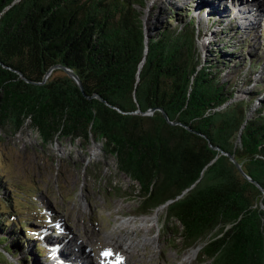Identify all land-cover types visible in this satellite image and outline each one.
Segmentation results:
<instances>
[{"label":"trees","instance_id":"16d2710c","mask_svg":"<svg viewBox=\"0 0 264 264\" xmlns=\"http://www.w3.org/2000/svg\"><path fill=\"white\" fill-rule=\"evenodd\" d=\"M135 5L145 0H0V143L28 117L46 144L101 138L138 182L141 213L170 202L167 217L185 250L202 245L201 264H264L263 191L213 148L264 189V110L248 118L221 70L202 66L192 20L147 38ZM55 65L72 69L86 95L60 69L42 83ZM153 108L180 124L134 113ZM11 186L0 181V207L15 206L21 188Z\"/></svg>","mask_w":264,"mask_h":264},{"label":"rangeland","instance_id":"374dc122","mask_svg":"<svg viewBox=\"0 0 264 264\" xmlns=\"http://www.w3.org/2000/svg\"><path fill=\"white\" fill-rule=\"evenodd\" d=\"M216 1L145 0L144 7L135 6L141 11L147 38L161 32L170 22L175 26L192 20L199 26L196 40L202 66L208 62L212 70H221L222 88L228 94L234 91L233 102L242 101L251 107L250 118L264 110V0H235L242 3L240 8L235 4L226 6V1L233 0H221L217 5ZM168 7L171 18L164 14ZM215 33L228 34L219 35L221 44H217ZM5 137L0 150L7 160L0 161V181L9 188L11 184L25 188L23 214H16L15 219L28 226L20 230L11 220L3 223L16 213L12 209L8 208L10 215H1L0 264H67L65 257L69 254L64 253L70 251L69 245L76 250L77 238L87 243L94 235L119 252H127L137 263L201 264L197 257L202 245L185 250V242L177 235L179 223L168 219L167 206L157 209L158 216L157 210L148 215L141 213L138 182L118 170L117 157L105 149L103 139L85 141L58 135L46 144L29 120L18 133H6ZM13 193L11 186L8 195ZM2 196L6 194L0 190V199ZM152 215L154 219H145ZM144 219L147 221L140 223ZM73 228L81 230L79 235L72 236ZM117 238H130L131 247L128 245L125 252L121 246L125 241L119 242ZM64 240L69 241L64 248H52ZM97 247L94 246V254ZM194 251L197 253L193 254ZM49 252L54 262L45 256ZM113 256L111 259L116 258ZM72 260L76 262L74 257Z\"/></svg>","mask_w":264,"mask_h":264},{"label":"water","instance_id":"95a60500","mask_svg":"<svg viewBox=\"0 0 264 264\" xmlns=\"http://www.w3.org/2000/svg\"><path fill=\"white\" fill-rule=\"evenodd\" d=\"M142 66H143V64H141L138 74L140 73ZM58 69L63 70V71L66 73L67 76H69L70 78H72V79L76 82V84L79 86V88H80V90L82 91V93H83L84 95H86V93H85V91H84V86H83L82 81H81V79L79 78V76H78V75H77L72 69L67 68V67H65V66H62V65H55V66H52V67L48 70V72L46 73V75H45L44 80H43L42 83H45V82L48 80V78L51 76V74H52L55 70H58ZM19 75H20V77H23L21 72L19 73ZM23 78H24V77H23ZM24 79H25L27 82H29V80H27L26 78H24ZM94 97H97V98L100 99L101 101H104L103 98H102L101 96H99V95H96V96H94ZM157 110H159V111H161V112L163 113V115H164V117H165V120L167 121L168 124H170V125H172V126H176V125L180 124V123H178V122H173V121H171V120L169 119L168 115L163 111V109H155V108H153V109H151V110H149V111H147V112H145V113H142L141 110H137V111L134 112V113H136V114H142V115H148V116H149V115H153V113H154L155 111H157ZM27 120H29L30 123H31V125H32L31 118L28 117V118L26 119V121H27ZM26 121H25V122H26ZM32 126H33V125H32ZM182 126H183V125H182ZM184 127H185V126H184ZM189 130H191V129H189ZM39 137H40V136H39ZM213 148L216 149V150H219V151H220V149L217 148V147H213ZM220 152H221L223 155L228 156V157L230 158V160L236 165V167H237L238 170L241 172V174H242L244 177H246L248 180H250L252 183H254L256 186H258V187L263 191V194H264V189L262 188V186H261L258 182L252 180V179H251V178H250V177L244 172L242 165H241L239 162L236 161L234 155H232V154H230V153H227V152H224V151H220ZM116 157H117V156H116ZM129 177H130V176H129ZM168 203H170V202H168ZM168 203L165 204V205H163V207H166V206L168 205Z\"/></svg>","mask_w":264,"mask_h":264},{"label":"bare ground","instance_id":"6f19581e","mask_svg":"<svg viewBox=\"0 0 264 264\" xmlns=\"http://www.w3.org/2000/svg\"><path fill=\"white\" fill-rule=\"evenodd\" d=\"M205 4H209V3H208V2H205ZM147 35H148V34H147ZM248 117H249V116H248ZM159 211H160V210H159ZM159 211H158V210L156 211V213H155L156 216H158V212H159ZM154 216H155V215H152V216H149L148 218H145V219H148V220H149V218H150V219H154ZM145 219H144L143 221H140V223H145V222L147 221V220H145ZM141 220H142V219H141ZM156 220H157V218H156ZM142 225H143V224H142ZM144 225H145V224H144ZM146 226H147V225H146ZM129 239H130V238H129ZM129 239H128V238H126V239H121V238L118 239V238H117V240H118L119 242H121V241H125V242H124L125 245H121V244H119V245L124 246V247H127V246L129 245L128 248H130V247H131V244L129 243V241H130ZM90 240H91V243H92L93 240H92V239H90ZM120 240H121V241H120ZM73 241H75V240L73 239ZM107 242H108V241H107ZM122 243H123V242H122ZM114 247H115V246H114ZM195 253H197V251H194L193 254H195ZM64 254H68V253L65 252ZM69 256H70V255H67V256L65 257V261L67 262V264H74V263L77 264V263L74 262L72 259H70ZM88 257H89V255H88ZM113 257H116V258H117L118 255H114ZM111 258H112V257H111ZM115 261L117 262V264H121V263H123L122 260H121V263H119L118 260H115ZM115 261H114L113 263H115ZM91 264H93V263H91Z\"/></svg>","mask_w":264,"mask_h":264}]
</instances>
